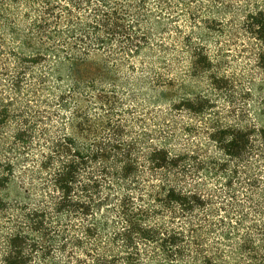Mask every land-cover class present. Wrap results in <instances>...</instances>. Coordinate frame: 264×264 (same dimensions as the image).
I'll use <instances>...</instances> for the list:
<instances>
[{
    "label": "trees",
    "instance_id": "16d2710c",
    "mask_svg": "<svg viewBox=\"0 0 264 264\" xmlns=\"http://www.w3.org/2000/svg\"><path fill=\"white\" fill-rule=\"evenodd\" d=\"M0 264H264V0H0Z\"/></svg>",
    "mask_w": 264,
    "mask_h": 264
}]
</instances>
